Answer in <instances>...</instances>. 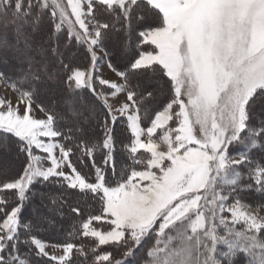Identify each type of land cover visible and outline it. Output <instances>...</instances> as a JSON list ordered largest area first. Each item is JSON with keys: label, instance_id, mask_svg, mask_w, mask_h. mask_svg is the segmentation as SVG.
Returning a JSON list of instances; mask_svg holds the SVG:
<instances>
[{"label": "snow or ice", "instance_id": "obj_1", "mask_svg": "<svg viewBox=\"0 0 264 264\" xmlns=\"http://www.w3.org/2000/svg\"><path fill=\"white\" fill-rule=\"evenodd\" d=\"M114 34L131 49L108 60L119 83L97 67ZM0 54L20 69L0 72L19 94L0 98V264H264L246 201L264 193V0H0ZM42 90L62 95L41 119ZM37 195L52 213L25 218ZM64 208L90 244L41 237Z\"/></svg>", "mask_w": 264, "mask_h": 264}, {"label": "rangeland", "instance_id": "obj_2", "mask_svg": "<svg viewBox=\"0 0 264 264\" xmlns=\"http://www.w3.org/2000/svg\"><path fill=\"white\" fill-rule=\"evenodd\" d=\"M46 19V18H45ZM32 46H33V52L32 54L34 56H36L38 59L39 58H43L45 57L46 53L45 51H43V49H46L48 47V44L50 43V41L48 40V36H47V31L45 29L44 32L41 33H34L32 36ZM9 40L11 42L13 41V38L11 36V34H9ZM51 43H55L54 37L53 40L51 41ZM106 45H109V47L111 48V51L113 52V56L115 57L116 63L120 66H123V64H125L126 62H122V60H120V58L123 59L124 55L127 54L128 50L125 51L121 48V44H120V37L118 35H113L109 41H105ZM131 44L133 46V42L131 41ZM131 50V49H129ZM98 55L101 57L100 58V62H98V70H99V74L102 75L104 78L106 79H110L114 82L119 83L120 82V78L111 70H109L108 65L106 63V58L107 56H105L103 53H98ZM86 57H79L80 60H82L83 63H85L83 67H86V61H85ZM0 66L5 68L7 71H19V64L18 62L11 56V54H0ZM41 96V98L46 101L47 103H49L50 105H57V108L59 107V101L61 98L62 93H53V92H48V91H41V93L39 94ZM0 98L3 99H10L12 100L14 103L19 99V96L13 92L3 80H0ZM20 110L23 111V105H20ZM36 118H45V113L40 111L39 109V105H37L36 103H33V113H32ZM257 120H259V115H257ZM119 136L122 133L121 131H118ZM241 150H243L241 148ZM37 155H41V153H36ZM18 165H17V169H18ZM14 174V173H13ZM256 194V195H254ZM262 197V199H260L259 197ZM246 201L252 205L253 209L256 210L258 212L259 215H264V193H258V192H254L253 194H249L246 197ZM49 203L47 201H41L40 204L37 205H33L31 206V208L36 211V215L33 217L35 218L37 216V214L41 215V216H47L50 215L52 213V208L49 207ZM68 208H65V210H67ZM69 213V212H68ZM73 222L70 220H61V222H58L56 224V226L54 228H45V229H41L42 231H44L45 233L51 235V236H61L64 233V229L67 226H70ZM50 253H54L56 255L61 254V250L59 248H52L50 247L49 249ZM142 254V250L140 253H138V255ZM245 261V256L243 254H239L237 255V257L235 258V262L234 264H244Z\"/></svg>", "mask_w": 264, "mask_h": 264}, {"label": "trees", "instance_id": "obj_3", "mask_svg": "<svg viewBox=\"0 0 264 264\" xmlns=\"http://www.w3.org/2000/svg\"><path fill=\"white\" fill-rule=\"evenodd\" d=\"M46 20H47V17H46ZM47 31V30H46ZM61 36V39L63 38V34H60ZM54 40H55V37H54ZM109 41V40H108ZM131 41L133 42V46L132 48L135 47L136 45V40H135V37L133 36L131 38ZM105 47L107 48V51L109 53V55L107 56V59L109 60V58H111L112 60V63L118 68V69H122L123 66H120L116 63V60L115 57L113 56V52L111 51V48L109 47V45H106L105 43ZM128 51H131V50H128ZM128 54V52H127ZM126 54V55H127ZM126 55H124L123 59L120 58V60H122V62H126ZM85 61H86V66L89 65L90 61L89 59L86 57L85 58ZM76 63L79 64L80 66H85L82 62V60H80L79 58L76 60ZM0 72H4L7 74V76L13 80H15L19 74V71H14V72H11V71H7L5 68L1 67L0 66ZM5 81V80H4ZM6 82V81H5ZM7 83V82H6ZM8 84V83H7ZM9 85V84H8ZM10 86V85H9ZM16 92V91H15ZM17 93V92H16ZM18 94V93H17ZM37 105H39L40 103H43L45 105L46 108H53V106H57V105H50L49 103H47L46 101H44L41 96L39 95L37 98H36V102H35ZM58 109V108H57ZM97 134L100 133V130L97 129ZM118 131H121L122 133L120 134L119 136V133ZM116 135L118 138L120 139H123V138H126L128 133L124 131L123 127L121 124H117L116 125ZM21 159H23V157L21 156ZM73 161L74 163H76L77 167L78 168H81L82 171L88 173L89 175H91V164L90 162L87 160V159H84L83 160V163H81V161L77 160L76 157H73ZM100 162V158L99 156H97V163ZM53 186L52 185H36L34 188H33V192L34 193H42V192H47L49 191ZM254 193V192H253ZM251 193V194H253ZM8 195V198L11 200L12 199V195L10 193L6 194ZM256 195V194H254ZM259 197V196H258ZM260 199H262V197H259ZM68 199H71L70 197ZM41 202V199H40V196L37 195L35 196L34 198L30 199L29 201L26 202L25 204V211H24V217L25 218H33L35 215H36V211H34L31 206L33 205H37V204H40ZM50 204V203H49ZM50 208H53V206L50 204L49 205ZM92 211V206L90 205L87 209H86V213L87 212H90ZM69 212V213H68ZM33 216V217H32ZM73 222L70 226H67L65 229H64V233L61 235V236H51L47 233H45L44 231L40 230L41 232V237L52 243V244H62V243H65V242H74V243H81V242H84L86 244H90V241H87L85 240L84 238H82L81 236L78 235V233L75 231V229H78L79 227V220L78 218L75 217V215L73 213L70 212L69 209L65 210V208L63 209V221L64 220H70ZM61 222V220L59 221ZM143 252V250H142Z\"/></svg>", "mask_w": 264, "mask_h": 264}]
</instances>
